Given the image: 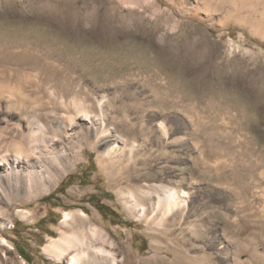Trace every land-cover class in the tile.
Masks as SVG:
<instances>
[{
	"label": "rangeland",
	"instance_id": "1",
	"mask_svg": "<svg viewBox=\"0 0 264 264\" xmlns=\"http://www.w3.org/2000/svg\"><path fill=\"white\" fill-rule=\"evenodd\" d=\"M54 33L64 42H38ZM35 87H68L56 101L67 131H91L50 193L27 202L0 188V264H66L44 248L68 232L65 212L80 227V211L127 247L128 264H264V0H0L9 144L51 119ZM101 109L108 147L91 129ZM6 157L1 170L19 161ZM161 186L183 192L185 210L148 221L155 194L145 216L131 195Z\"/></svg>",
	"mask_w": 264,
	"mask_h": 264
},
{
	"label": "bare ground",
	"instance_id": "2",
	"mask_svg": "<svg viewBox=\"0 0 264 264\" xmlns=\"http://www.w3.org/2000/svg\"><path fill=\"white\" fill-rule=\"evenodd\" d=\"M38 42L51 47L64 41H61L54 33V36L50 38L39 36ZM34 91L32 101L38 104L40 109L43 108V112L51 118L50 121L45 122L36 117L26 123V127L24 125L23 128L27 129L28 133L18 130L16 143L9 144L0 134V161H8L6 157L8 152L19 160H12L9 167L4 166V170L0 168V188L6 194L22 195L27 202L37 200L56 188L81 156L84 139L91 131H86L82 126H75L71 133L67 131L65 117L57 108L56 101L70 97L68 87H35ZM47 106H50V109L47 110ZM104 111L101 109L103 116L100 118L99 126L94 124L91 126L92 133L101 132L96 138L97 145L100 147L111 145V139L106 134L108 132H106V120L103 118ZM85 112L87 115L88 112ZM117 145L115 147H118ZM128 146L127 141L123 143L120 152L121 155L126 151L129 152V160H132L134 150L132 146ZM114 151L116 152L114 148L109 149L105 156L116 159L117 155ZM102 157L98 155L99 162ZM152 193L155 194L157 202L151 208L148 221L154 218L163 220L176 210H185L184 193L161 186L154 190L148 188L146 195L140 193L131 195L135 207L141 210L142 216H145L147 211L142 197L151 196ZM77 217L80 227L75 223L73 213H64L61 223L67 227L68 232H62L59 237L52 238L44 248V252L51 259L58 262L66 259V264H121L119 259L122 254H126L123 264L129 263L132 255L128 254L126 246L121 245L116 248L119 244L112 239L110 233L96 225H90L92 220L85 212L80 211ZM4 224L0 216V228Z\"/></svg>",
	"mask_w": 264,
	"mask_h": 264
},
{
	"label": "trees",
	"instance_id": "3",
	"mask_svg": "<svg viewBox=\"0 0 264 264\" xmlns=\"http://www.w3.org/2000/svg\"><path fill=\"white\" fill-rule=\"evenodd\" d=\"M91 165L94 166L93 163H91ZM54 196H55V195H54ZM49 198H50V199H54L55 197L49 196ZM96 205L99 206V203L97 202ZM98 209L103 211V209H101V208H98ZM111 214H112L114 217L117 216L115 213H111Z\"/></svg>",
	"mask_w": 264,
	"mask_h": 264
}]
</instances>
